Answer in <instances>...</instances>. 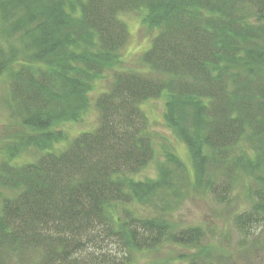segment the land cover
Masks as SVG:
<instances>
[{"label":"trees","instance_id":"trees-1","mask_svg":"<svg viewBox=\"0 0 264 264\" xmlns=\"http://www.w3.org/2000/svg\"><path fill=\"white\" fill-rule=\"evenodd\" d=\"M130 11L155 33L120 70ZM1 75L21 128L0 152V264H130L166 244L195 250L185 264H220L204 228L166 218L193 180L144 100L164 101L196 189L228 205L242 187L236 230L264 222V0H0ZM91 109L96 125L69 138L62 126ZM159 147L157 174L138 178Z\"/></svg>","mask_w":264,"mask_h":264},{"label":"rangeland","instance_id":"rangeland-1","mask_svg":"<svg viewBox=\"0 0 264 264\" xmlns=\"http://www.w3.org/2000/svg\"><path fill=\"white\" fill-rule=\"evenodd\" d=\"M129 30L128 42L125 49V54L122 57L119 69L139 67V57L143 49L146 47L155 33L153 30H147V27L142 26L139 21V16L136 12L130 11L120 15ZM146 28V29H145ZM14 44V42H13ZM16 46L18 43L15 42ZM6 48V47H5ZM23 58V54L19 55ZM27 60V59H26ZM118 68H114V70ZM113 70V69H112ZM112 70L104 71L105 80L96 82L94 90L91 92V97L99 93V88L106 85L112 74ZM8 83L5 75L0 76V152L3 151L4 142L15 131L21 127L12 122L9 118V110L5 105V97L7 95ZM140 109L146 115L149 126L156 136L158 141L169 143L174 146L175 152L189 166L193 185L191 186L187 197L178 209L166 215V218L178 226H201L204 228L209 245H218L223 249L224 256L220 264H264V222L261 223L255 231L249 232L251 236L239 233L233 225V216L236 213L245 210L248 207V202L245 200L244 192L241 186H237L234 191V196L230 204H217L207 193H202L196 189L197 180L192 167V160L187 148L180 145L173 136L171 130L168 129L165 123V107L164 101L161 99H152L140 104ZM97 123V112L91 109L84 116L83 121L77 123H67L62 126V129L67 132L68 137H75L84 130L92 129ZM69 137V138H71ZM4 138V141L2 139ZM163 146V145H162ZM158 149V156L149 163L148 167L138 176L140 179L145 177H153L157 174V165L164 157V151ZM172 148V147H171ZM32 157V156H31ZM29 159V158H27ZM244 181V180H243ZM139 214L143 216L154 217L157 214L146 210H139ZM253 244V245H252ZM254 246V247H253ZM256 248V250H254ZM195 250L182 246H173L166 244L156 251L136 252L132 256L130 264H152L154 262H175L177 264H185L189 254Z\"/></svg>","mask_w":264,"mask_h":264}]
</instances>
